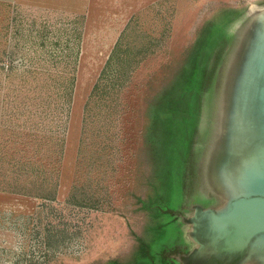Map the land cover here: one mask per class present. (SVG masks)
<instances>
[{
    "label": "rangeland",
    "instance_id": "obj_1",
    "mask_svg": "<svg viewBox=\"0 0 264 264\" xmlns=\"http://www.w3.org/2000/svg\"><path fill=\"white\" fill-rule=\"evenodd\" d=\"M31 2L21 0L19 12L12 7L0 78L3 67L30 68L37 72L30 82L59 86L55 131L64 127L68 103L61 82L73 86L72 101L59 172L42 192L47 196L33 195L45 176L29 193L21 192V179L11 182V191L0 190V264L223 257L201 215L194 235L204 247L196 251L193 218L198 207L223 210L246 192L231 145L244 94L260 89L254 51L264 33V0H92L87 16L62 6L43 19L30 12ZM223 39L204 109L197 115L200 97L185 90L181 99L193 108L174 113L163 136L165 109L159 112L156 102L167 92L177 95L176 79L181 83L183 71L201 64ZM240 264H264V251L258 246Z\"/></svg>",
    "mask_w": 264,
    "mask_h": 264
},
{
    "label": "trees",
    "instance_id": "obj_2",
    "mask_svg": "<svg viewBox=\"0 0 264 264\" xmlns=\"http://www.w3.org/2000/svg\"><path fill=\"white\" fill-rule=\"evenodd\" d=\"M11 10V3L0 1V51L8 47ZM223 40L224 42L221 41L219 47L214 44L212 55H208L207 59L202 57L201 64L194 65L190 71H183L181 83L178 84L176 79V93L177 95L179 93L180 96L177 97V95H171V92H167L163 100L156 102L155 105L158 107L159 112L162 108L165 109L163 112H167L161 115L165 118L161 121L162 124L160 123L158 129L163 136H168L174 113L178 111L191 112L193 108L192 101L181 99L185 90V94L189 93L192 97L195 95L200 97V100H197L196 103L199 109L197 115L204 109L205 106L203 107V100L201 101V99H204L206 94L204 92L209 90V87L212 89L215 70L219 67L227 46V40ZM2 70H5L6 73L3 79L0 78V117L4 118L3 122L0 120V190L11 191V182H20L19 179H21L23 183L21 192L29 193L27 191H29L30 184L45 176L38 187L42 191H34L33 195L46 197V193L42 192L49 189L47 186L49 185L48 179L56 176L59 172L58 166L61 161L58 159L60 155L62 156L65 144V134L68 127L66 122L69 119L73 86L69 87V85L61 82L63 84L60 86L64 90L62 92L67 94L68 103L67 110L65 114L63 113L64 116L61 117L63 120L62 126L64 127L62 130L55 131L54 125L58 121H56V115H52V113L60 103L55 98L58 97L57 95L61 97L56 90L59 86L53 83L41 84L36 80L35 83L30 82L29 78L37 73L36 69L19 70L15 67H3ZM47 75L49 77L54 76L50 73ZM57 76L64 78V75ZM176 99H179V101L173 103V101H177ZM176 106L177 108H175ZM5 124H7V129L1 128ZM11 125L15 127H10ZM23 143H26L27 147L24 148ZM44 164H47L48 168L44 169ZM86 199L88 200V196ZM86 199L85 202L77 201V203L80 204L81 202L82 205H85ZM178 258H182L183 264H234L232 262L236 260H231L232 257L190 256Z\"/></svg>",
    "mask_w": 264,
    "mask_h": 264
},
{
    "label": "water",
    "instance_id": "obj_3",
    "mask_svg": "<svg viewBox=\"0 0 264 264\" xmlns=\"http://www.w3.org/2000/svg\"><path fill=\"white\" fill-rule=\"evenodd\" d=\"M260 36V42L254 51V62L261 79L258 84L260 89L258 93L256 90L254 93L250 88L244 94L238 138L235 144H230L232 155L242 161L238 172L244 178L243 187L246 192L231 199L230 205L223 210L198 207L193 218L196 226L193 235L198 232L201 215V221H208L203 228L206 230L209 225L214 240L216 239L217 251L223 257L236 259L231 261L234 264L243 262L258 246L264 251V33ZM252 74L251 72L250 75ZM251 84L250 78L248 85ZM194 237L200 243L197 248L199 251L204 244L201 247L199 237Z\"/></svg>",
    "mask_w": 264,
    "mask_h": 264
},
{
    "label": "crops",
    "instance_id": "obj_4",
    "mask_svg": "<svg viewBox=\"0 0 264 264\" xmlns=\"http://www.w3.org/2000/svg\"><path fill=\"white\" fill-rule=\"evenodd\" d=\"M0 1L11 3L12 7H14L17 12L20 11V7L25 5L21 3V0H0ZM91 5H92V0H32L30 5H27V7L28 9H30V12H35L36 10H38L40 13H42L40 18L43 19L44 17H46L45 14L47 13L53 14L52 12H57V9L61 10L62 6H64L65 10L67 8V10L69 11H73L77 13L79 12L81 14H84V16H87L86 10L87 8L89 10V6L91 8ZM45 8H47L48 10H46ZM30 14H31L30 16L32 18L34 17L35 20L36 14L34 13H30Z\"/></svg>",
    "mask_w": 264,
    "mask_h": 264
},
{
    "label": "flooded vegetation",
    "instance_id": "obj_5",
    "mask_svg": "<svg viewBox=\"0 0 264 264\" xmlns=\"http://www.w3.org/2000/svg\"><path fill=\"white\" fill-rule=\"evenodd\" d=\"M171 252L173 253V256H174L175 253H178V251H176V250H175V251H171ZM175 256H176V255H175ZM177 257H179V256H177ZM179 261H180V262L177 263V264H183V261H182L181 259H180Z\"/></svg>",
    "mask_w": 264,
    "mask_h": 264
}]
</instances>
